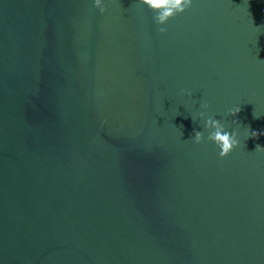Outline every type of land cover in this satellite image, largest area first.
Wrapping results in <instances>:
<instances>
[{"label": "water", "instance_id": "1", "mask_svg": "<svg viewBox=\"0 0 264 264\" xmlns=\"http://www.w3.org/2000/svg\"><path fill=\"white\" fill-rule=\"evenodd\" d=\"M101 3L0 0V264H264V0Z\"/></svg>", "mask_w": 264, "mask_h": 264}, {"label": "clouds", "instance_id": "2", "mask_svg": "<svg viewBox=\"0 0 264 264\" xmlns=\"http://www.w3.org/2000/svg\"><path fill=\"white\" fill-rule=\"evenodd\" d=\"M139 2L147 6L148 9L155 13L153 19L157 25H164L170 18L178 13H183L187 8H189L191 6L192 0H139ZM94 6L98 8L101 13L105 11L101 0H94ZM158 31L164 33L167 31V29L164 27H159ZM183 92L184 90H181L182 94ZM188 94L191 95V93ZM201 107L207 109L208 105L205 103L202 104ZM239 111V108L230 110L228 115L235 116ZM199 115L201 119L204 120V128L211 129L207 139L217 145L219 148L220 157L227 156L233 150V148L238 145L236 133L232 132L230 134L229 132L225 131L223 125L217 119L213 118L212 116H208L206 112L202 111L199 113ZM262 134L264 133H258L256 131L251 132V136L253 138H256ZM203 136V132L194 130L192 139L195 143H200L203 139ZM255 151H264V146L257 144Z\"/></svg>", "mask_w": 264, "mask_h": 264}]
</instances>
